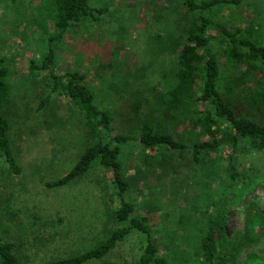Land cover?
Masks as SVG:
<instances>
[{
  "label": "rangeland",
  "instance_id": "374dc122",
  "mask_svg": "<svg viewBox=\"0 0 264 264\" xmlns=\"http://www.w3.org/2000/svg\"><path fill=\"white\" fill-rule=\"evenodd\" d=\"M89 1L106 10L98 21H85L67 32L55 47L57 70L85 75L95 104L114 116L115 132L135 135L146 118L185 142L209 139L189 121L171 117L174 108L165 102L176 78L171 47L164 39L186 28L191 19L179 0ZM49 8L47 0H0V52L11 58L12 68L10 137L20 167L19 173H11L0 157V235L15 243L20 264H49L88 247L101 234L105 202L114 206L110 174L103 167H92L66 185L44 183L74 164L84 148L86 131L65 95L53 92L48 104L38 109L49 88L42 73L31 74L28 62L41 55L45 33L53 31V22L46 16ZM210 18L229 28L240 27L246 34V28H251L249 36L264 43V0L222 2L211 10ZM207 34L220 60L221 89L250 116L264 120V110L249 97V86L256 87L254 79L260 73L255 70L254 78H244L242 83L233 81L242 67L231 69L220 52L217 30L208 29ZM195 106L196 111L203 109L200 103ZM229 153L226 146L208 151L196 165L187 152L181 156L174 151L168 164L161 165L145 161L138 142L123 146L120 160L131 184L127 196L135 202L136 212L148 218L158 253L173 257L177 264H198L199 232L193 222L208 202L205 175L208 169L217 172L218 179L209 185L211 194L219 192L227 178L223 168ZM247 155L240 154L239 171L249 162L264 164L260 154ZM246 215L251 224L242 241ZM132 240L116 246L104 260L132 264L137 250ZM220 245L227 264H264V179L241 203L229 207Z\"/></svg>",
  "mask_w": 264,
  "mask_h": 264
},
{
  "label": "trees",
  "instance_id": "16d2710c",
  "mask_svg": "<svg viewBox=\"0 0 264 264\" xmlns=\"http://www.w3.org/2000/svg\"><path fill=\"white\" fill-rule=\"evenodd\" d=\"M239 0H179L191 19L189 25L164 39L171 47L176 82L168 91V105L174 109L171 117L189 121L192 128L198 127L209 139L185 142L172 132L163 130L158 121L155 125L143 119L135 135L115 132L114 116L94 102V92L87 84L85 75L77 70L58 71L55 63V47L67 32L79 28L85 21H98L106 7L93 6L89 0H47L50 8L46 16L53 22V31L45 33L46 48L38 58L28 62L31 74L42 73L48 92L41 97L38 109L48 104L53 92L65 95L78 110L84 121V148L74 164L62 175L44 181L47 187L66 185L80 178L92 167H103L109 171L110 204L105 202L101 234L94 243L78 252L49 261V264H88L105 261V257L124 241L133 239L136 255L132 264H177L173 257L158 253L148 218L136 212V204L128 199L130 179L123 168L120 156L124 145L138 142L145 161L167 165L170 153L181 156L187 152L190 161L201 163L204 154L211 150L230 149L223 170L226 179L219 185V192L211 194L210 183L218 179L217 172L208 169L205 184L208 202L193 222L199 232L197 246L198 264H227L220 238L225 223V213L232 204L241 203L254 186L264 179V164L259 167L251 162L239 171L241 153L260 154L264 158V120L250 116L244 106L233 101L229 93L221 89V69L217 52L212 50L207 30L214 28L220 36V52L225 55L231 69L242 67L233 81L242 83L244 78H254V71L260 75L254 80L256 87L249 86L251 103L264 110V43L246 34L240 27L229 28L226 24L210 18L211 10L222 2ZM11 58L0 52V157L11 173H19L14 145L11 142L9 104L12 102ZM219 82V83H218ZM197 86V90L195 87ZM226 88L231 89L229 85ZM248 90V89H247ZM227 94V95H226ZM203 109L196 111L195 104ZM172 109V108H171ZM49 113V112H48ZM50 114V113H49ZM156 160V161H154ZM209 208H212L210 210ZM259 214V212L257 211ZM251 218L246 215L243 240L248 234ZM134 247V248H135ZM20 253L13 241L0 235V264H20ZM252 264V263H251Z\"/></svg>",
  "mask_w": 264,
  "mask_h": 264
}]
</instances>
